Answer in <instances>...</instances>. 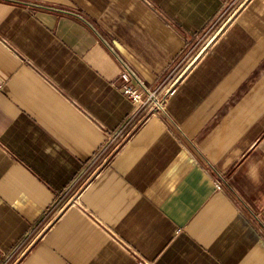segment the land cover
Instances as JSON below:
<instances>
[{
    "label": "crops",
    "instance_id": "obj_1",
    "mask_svg": "<svg viewBox=\"0 0 264 264\" xmlns=\"http://www.w3.org/2000/svg\"><path fill=\"white\" fill-rule=\"evenodd\" d=\"M0 264H264V0H0Z\"/></svg>",
    "mask_w": 264,
    "mask_h": 264
},
{
    "label": "built area",
    "instance_id": "obj_2",
    "mask_svg": "<svg viewBox=\"0 0 264 264\" xmlns=\"http://www.w3.org/2000/svg\"><path fill=\"white\" fill-rule=\"evenodd\" d=\"M121 93L138 106H150L152 109L164 111L167 96H162L153 88L146 86L132 68L123 60L119 59ZM215 180V189L221 190L222 176Z\"/></svg>",
    "mask_w": 264,
    "mask_h": 264
}]
</instances>
